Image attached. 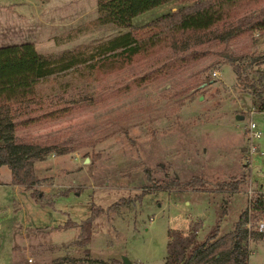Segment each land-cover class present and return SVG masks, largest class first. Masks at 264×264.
<instances>
[{
	"label": "rangeland",
	"instance_id": "obj_1",
	"mask_svg": "<svg viewBox=\"0 0 264 264\" xmlns=\"http://www.w3.org/2000/svg\"><path fill=\"white\" fill-rule=\"evenodd\" d=\"M199 1L169 0L131 24ZM95 18L96 0H0V46L30 42L54 59L87 57L126 31ZM263 19L264 0H257L186 47L122 66L92 56L13 105V123L29 119L13 130L15 140L48 152L34 162L37 183L30 189L11 185L0 166V264H121L123 258L160 264L169 230L197 228L198 239L215 224L220 233L230 230L249 198L264 191V112L228 59L259 86L264 28L256 24ZM250 122L261 131L258 139L249 137ZM60 149L68 151L57 154ZM244 173L235 192L217 191V183ZM173 177L202 178L204 190L151 188H164ZM122 201L128 202L93 214ZM89 217L85 239L79 225ZM262 220L264 211L246 223L248 264H264ZM257 231L262 235L254 238Z\"/></svg>",
	"mask_w": 264,
	"mask_h": 264
},
{
	"label": "trees",
	"instance_id": "obj_2",
	"mask_svg": "<svg viewBox=\"0 0 264 264\" xmlns=\"http://www.w3.org/2000/svg\"><path fill=\"white\" fill-rule=\"evenodd\" d=\"M167 1L169 0H96V23L126 31L104 41L87 57L64 58L62 55L54 59L50 55L39 53L30 42L0 46V166L8 169L11 185L23 189H30L35 185L37 179L33 169L34 162L43 159L48 152L46 149L39 150L36 144L17 142L12 135L13 130L17 125L29 122V119L13 123L8 115L13 105L30 101L40 83L77 63L91 60L95 55L101 63L106 61L109 65L122 66L136 59H149L166 49L186 47L190 41L206 36L257 0H203L161 14L140 26H132L133 17ZM256 27L264 28V19ZM228 62L232 65L238 84L255 96L258 110L264 112V100L254 86L252 75L250 77L233 59H228ZM261 80L262 77L257 75V82ZM67 151L60 149L56 153L64 154ZM96 157L93 156V160ZM246 178L247 173H244L236 180L219 182L217 191L233 193L246 182ZM204 185L202 178L181 182L173 177L166 181L164 188L156 185L151 188L203 192ZM127 202H115L107 205L104 210L97 208L93 214L109 212ZM263 211L264 192L255 193L248 209L239 213L231 229L226 232L220 233L218 224L211 226L202 239L197 237V228H192L185 234L176 229L167 231L165 255L160 264H248L244 240L251 230L246 223L250 215ZM90 221L91 217L79 225L81 232H86L83 235L85 239L89 237ZM261 235L262 232H253L254 238ZM98 264L105 263L99 261Z\"/></svg>",
	"mask_w": 264,
	"mask_h": 264
},
{
	"label": "built area",
	"instance_id": "obj_3",
	"mask_svg": "<svg viewBox=\"0 0 264 264\" xmlns=\"http://www.w3.org/2000/svg\"><path fill=\"white\" fill-rule=\"evenodd\" d=\"M213 74L215 75L216 73H213ZM257 86H255V87L259 91L260 97L264 100V79L259 83V86L258 87ZM247 131H248L249 137L251 139H258L261 136V131H259L258 129H256L255 128V124L252 123V122L248 123V125H247ZM254 151L257 152V149L254 148V147H250V152L253 153ZM258 154H261V153L258 152ZM262 192H264V191H259L257 193H262ZM251 198H252V196L249 198V202L251 201ZM258 229L259 230L264 229V220H262V221L259 222Z\"/></svg>",
	"mask_w": 264,
	"mask_h": 264
},
{
	"label": "water",
	"instance_id": "obj_4",
	"mask_svg": "<svg viewBox=\"0 0 264 264\" xmlns=\"http://www.w3.org/2000/svg\"><path fill=\"white\" fill-rule=\"evenodd\" d=\"M237 118L240 119L241 116H238ZM84 161H88V158H84ZM122 262H123L124 264H127V263H128V260H127L126 258H123V259H122Z\"/></svg>",
	"mask_w": 264,
	"mask_h": 264
},
{
	"label": "crops",
	"instance_id": "obj_5",
	"mask_svg": "<svg viewBox=\"0 0 264 264\" xmlns=\"http://www.w3.org/2000/svg\"><path fill=\"white\" fill-rule=\"evenodd\" d=\"M8 183L6 182V185H7Z\"/></svg>",
	"mask_w": 264,
	"mask_h": 264
}]
</instances>
